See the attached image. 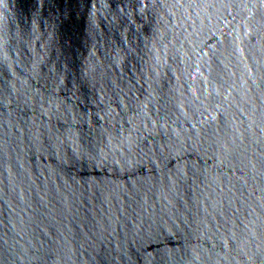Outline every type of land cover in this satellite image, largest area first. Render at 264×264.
<instances>
[{
  "label": "water",
  "instance_id": "water-1",
  "mask_svg": "<svg viewBox=\"0 0 264 264\" xmlns=\"http://www.w3.org/2000/svg\"><path fill=\"white\" fill-rule=\"evenodd\" d=\"M0 264H264V0H0Z\"/></svg>",
  "mask_w": 264,
  "mask_h": 264
}]
</instances>
